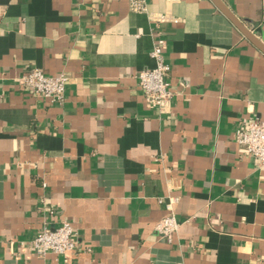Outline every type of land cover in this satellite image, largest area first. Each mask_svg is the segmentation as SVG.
<instances>
[{
	"label": "crops",
	"instance_id": "crops-1",
	"mask_svg": "<svg viewBox=\"0 0 264 264\" xmlns=\"http://www.w3.org/2000/svg\"><path fill=\"white\" fill-rule=\"evenodd\" d=\"M222 1L264 41V0ZM148 8L0 0V264H264V169L235 141L264 121V53L211 0ZM159 39L163 112L137 79ZM33 68L68 75L63 104L24 89ZM169 200L171 243L157 231ZM63 220L77 249L37 255Z\"/></svg>",
	"mask_w": 264,
	"mask_h": 264
},
{
	"label": "built area",
	"instance_id": "built-area-1",
	"mask_svg": "<svg viewBox=\"0 0 264 264\" xmlns=\"http://www.w3.org/2000/svg\"><path fill=\"white\" fill-rule=\"evenodd\" d=\"M130 9L138 13H148V0H129ZM166 41L159 39L153 46L150 55L156 65L145 69L137 75L140 87L148 105L161 112L167 110L174 98L168 74L170 66L165 62L163 51ZM69 77L66 73L57 76H47L39 68H33L22 75L24 89L32 96L49 100L53 104H63ZM235 141L244 148L247 156L255 158L264 169V121L254 119L240 126L235 132ZM163 202V199H160ZM167 210L170 213L157 225L160 237L171 243L178 232L180 224L177 221L169 200ZM172 211V212H171ZM75 227L69 220H63L54 228H43L32 240V248L39 256L53 254L63 256L68 260L69 253L77 249L74 236Z\"/></svg>",
	"mask_w": 264,
	"mask_h": 264
},
{
	"label": "water",
	"instance_id": "water-1",
	"mask_svg": "<svg viewBox=\"0 0 264 264\" xmlns=\"http://www.w3.org/2000/svg\"><path fill=\"white\" fill-rule=\"evenodd\" d=\"M214 5L236 26V28L261 52L264 53V41L252 32L222 0H211Z\"/></svg>",
	"mask_w": 264,
	"mask_h": 264
}]
</instances>
